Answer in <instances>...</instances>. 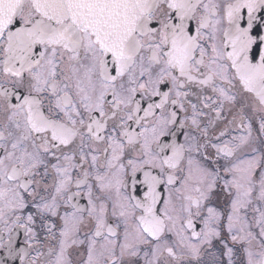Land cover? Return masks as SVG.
<instances>
[{
	"label": "snow or ice",
	"instance_id": "snow-or-ice-1",
	"mask_svg": "<svg viewBox=\"0 0 264 264\" xmlns=\"http://www.w3.org/2000/svg\"><path fill=\"white\" fill-rule=\"evenodd\" d=\"M0 264H264V0H0Z\"/></svg>",
	"mask_w": 264,
	"mask_h": 264
}]
</instances>
